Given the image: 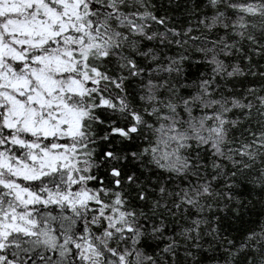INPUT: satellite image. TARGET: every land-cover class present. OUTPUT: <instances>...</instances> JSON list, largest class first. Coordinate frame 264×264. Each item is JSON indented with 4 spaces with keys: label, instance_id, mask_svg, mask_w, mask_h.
<instances>
[{
    "label": "snow or ice",
    "instance_id": "snow-or-ice-1",
    "mask_svg": "<svg viewBox=\"0 0 264 264\" xmlns=\"http://www.w3.org/2000/svg\"><path fill=\"white\" fill-rule=\"evenodd\" d=\"M0 264H264V0H0Z\"/></svg>",
    "mask_w": 264,
    "mask_h": 264
}]
</instances>
